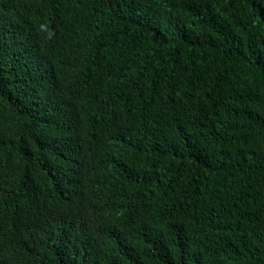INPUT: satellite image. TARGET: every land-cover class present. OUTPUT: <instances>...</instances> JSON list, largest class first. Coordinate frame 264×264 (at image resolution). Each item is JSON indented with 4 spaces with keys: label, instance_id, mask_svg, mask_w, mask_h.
Returning a JSON list of instances; mask_svg holds the SVG:
<instances>
[{
    "label": "trees",
    "instance_id": "16d2710c",
    "mask_svg": "<svg viewBox=\"0 0 264 264\" xmlns=\"http://www.w3.org/2000/svg\"><path fill=\"white\" fill-rule=\"evenodd\" d=\"M0 264H264V0H0Z\"/></svg>",
    "mask_w": 264,
    "mask_h": 264
},
{
    "label": "bare ground",
    "instance_id": "6f19581e",
    "mask_svg": "<svg viewBox=\"0 0 264 264\" xmlns=\"http://www.w3.org/2000/svg\"><path fill=\"white\" fill-rule=\"evenodd\" d=\"M29 21V20H28ZM31 30V29H30ZM40 36V35H39ZM38 43V42H37ZM46 43V42H45ZM36 44V43H35ZM23 46V45H22ZM30 47V46H29ZM36 47V46H35ZM56 48V47H55ZM46 50H48V49H46ZM60 50V49H59ZM45 51V50H44ZM63 51V50H62ZM62 53V52H61ZM56 54V53H55ZM59 55V54H58ZM61 56V55H60ZM57 57V56H56ZM58 58V57H57ZM16 66V65H15ZM57 72V71H56ZM59 74V73H58ZM55 77V76H54ZM53 77V78H54ZM44 80V79H43ZM38 83V82H37ZM64 84V83H63ZM62 86V85H61ZM53 87V86H52ZM60 88V87H59ZM43 89V88H42ZM55 89V88H54ZM64 89V88H63ZM43 90H45V89H43ZM56 90V89H55ZM50 93H52V92H50ZM64 94H65V92H64ZM56 95V94H55ZM66 95V94H65ZM57 97V96H56ZM67 97V96H66ZM42 98V97H41ZM53 100V99H52ZM42 101V100H41ZM76 112V111H75ZM73 115V114H72ZM88 118V117H87ZM94 119V118H93ZM83 122H84V120H82ZM81 121V122H82ZM71 122H72V119H71ZM76 122V121H75ZM82 124V123H81ZM86 125V124H85ZM71 127V126H70ZM79 127V126H78ZM81 128V127H80ZM84 128V127H83ZM87 129V128H86ZM85 129V130H86ZM92 132V131H91ZM83 137V136H82ZM86 137V136H85ZM87 140V139H86ZM98 148V147H97ZM99 149H101V148H99ZM93 150V149H92ZM94 151V150H93ZM105 155V154H104ZM95 191H97V190H95ZM94 202V201H93Z\"/></svg>",
    "mask_w": 264,
    "mask_h": 264
}]
</instances>
